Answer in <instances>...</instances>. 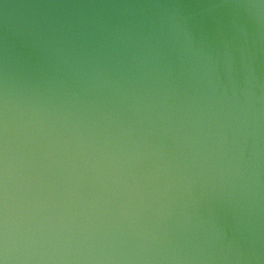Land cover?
<instances>
[{
    "label": "water",
    "instance_id": "95a60500",
    "mask_svg": "<svg viewBox=\"0 0 264 264\" xmlns=\"http://www.w3.org/2000/svg\"><path fill=\"white\" fill-rule=\"evenodd\" d=\"M0 264H264V0H0Z\"/></svg>",
    "mask_w": 264,
    "mask_h": 264
}]
</instances>
